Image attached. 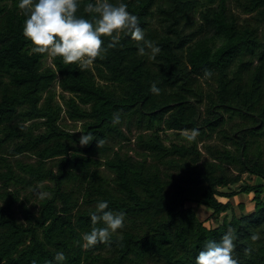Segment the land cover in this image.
I'll use <instances>...</instances> for the list:
<instances>
[{
  "label": "trees",
  "instance_id": "obj_1",
  "mask_svg": "<svg viewBox=\"0 0 264 264\" xmlns=\"http://www.w3.org/2000/svg\"><path fill=\"white\" fill-rule=\"evenodd\" d=\"M232 1L234 8L229 0H122L159 54L138 55L143 42L121 33L103 59L81 70L30 55L18 0H0V264H57V252L63 264H195L229 229L238 264H264V0ZM89 2L80 0L77 15L90 18ZM102 39L106 47L110 38ZM63 113L93 142L81 146L80 135L62 126ZM133 121L135 145L123 147ZM193 128L199 135L190 145H166L162 136ZM214 135L222 146H205V159L198 143ZM27 154L34 163L19 159ZM44 183L51 196L40 198ZM27 188L37 211L21 198ZM249 196L252 212L234 206ZM99 201L125 219L108 242L86 248L81 237ZM187 204L211 212L218 226L207 227Z\"/></svg>",
  "mask_w": 264,
  "mask_h": 264
},
{
  "label": "clouds",
  "instance_id": "obj_2",
  "mask_svg": "<svg viewBox=\"0 0 264 264\" xmlns=\"http://www.w3.org/2000/svg\"><path fill=\"white\" fill-rule=\"evenodd\" d=\"M80 0H18V9L26 19L22 34L29 41V54L59 57L65 65L76 64L81 70L87 69L94 61L103 59L108 49L116 46L121 33L130 36L133 41L143 42L137 46V54L148 56L155 60L160 48L155 42L145 39V32L139 26L138 17L128 11V5L122 0L112 3L110 0H95L89 2L85 11L91 14L90 18L77 15ZM110 38L106 47H103L102 38ZM212 72L205 69L204 76L211 77ZM150 91L159 94L160 89L155 83ZM111 123L115 126L120 123V116L114 114ZM199 129L190 130L187 140H195ZM91 133L81 134L79 144L87 146L93 142ZM99 147L103 140L95 141ZM40 198L47 193L38 192ZM109 209L107 201H99L95 211L90 214L93 227L89 232L83 233L81 239L83 247H91L99 243H106L111 236L118 234L125 219L123 211L114 212ZM100 224L102 226L97 227ZM236 236L229 229L222 238L210 241L205 250L200 251L195 258V264H238L233 256ZM252 241L259 239L257 235L251 236ZM63 252H57L54 260L57 264L65 261Z\"/></svg>",
  "mask_w": 264,
  "mask_h": 264
},
{
  "label": "rangeland",
  "instance_id": "obj_3",
  "mask_svg": "<svg viewBox=\"0 0 264 264\" xmlns=\"http://www.w3.org/2000/svg\"><path fill=\"white\" fill-rule=\"evenodd\" d=\"M229 3L231 5V7L234 8L233 1L229 0ZM156 17L157 16L154 17V23H155V24H153L154 27L157 26ZM44 63H45L46 67L52 66V61H51L50 58H47ZM212 85L215 86L214 83H212ZM203 87H204L205 91H207V92L213 91L211 89V87H209L207 84L206 85L204 84ZM56 90H57V95L60 96L62 94V90L60 89V87H56ZM65 95H66V97H69L68 94H65ZM58 100H59V98H58ZM59 102H60V100H59ZM202 111L205 114V106L202 108ZM235 122H238V120H235V121H232V122L229 121L227 123V125H226V129L229 130L232 127L233 123H235ZM33 124H34L33 122H29V123L25 124V126L26 127H30ZM61 124L68 131H70L72 133H76V134L81 136V134H82V123H80V122L75 123V122L69 120L65 113L62 114V122H61ZM123 129L128 134V136L130 137V139L132 141H131L130 144L123 142L121 144V146L124 145L123 147H125L127 145V147H130V148L134 147L136 136H138V133H139L138 129L135 127V122L133 121L132 124H131V132L128 131V129L126 128V125L124 126ZM41 130H43V129H41ZM39 132H40V130L36 129V133H39ZM184 135L188 136V135H190V132H185V133L182 134V136H178V135H176V134H174L172 132H167L166 134H163L162 136L165 139L167 138V140L165 141L166 145H170L172 143L190 145L191 141L187 140ZM108 145L109 146H115L114 149L116 151L119 150V148H120V145L116 144V142L111 141V140L108 142ZM207 145L222 146V142L218 139L217 135H214L212 138H205L203 141L199 142L198 143V149L203 153V156H204L205 159H209L208 155H206V153H205V146H207ZM12 147H13V144L9 147V149H11ZM126 151H127V148L122 150V152H124V153ZM132 155H134V153ZM19 159H21L24 162H32V163H34V161H35L34 157H31L29 154L19 156ZM53 165H54L53 163H48V167L49 168L50 167L52 168ZM101 171L112 182V180L114 179L115 176L113 174H111L109 171L104 170L103 168H102ZM46 185H52V184L51 183H44V184L39 185L37 187V189H36L37 193L38 192H43V193H47L46 196H51L49 194V192L47 191L46 187H45ZM21 198L25 199L27 201L30 200V202H27V205H28V207L30 209H32L34 211L35 210L37 211L39 209L38 202H37V195L36 194L33 195V189L27 188L26 190H23L22 193H21ZM251 199H252V197H250V196L249 197H237V198H235L232 201H233L234 206H237L239 203H245L247 205L246 213H250V212H252L254 210V203L252 202ZM81 203H83L82 200H81ZM0 204L3 205L2 202ZM187 207L196 208L195 210H197V212L201 215L202 220L206 221V226L207 227L215 228V227L218 226V223L216 222L215 217L211 216L212 213L209 212L208 210H205L203 208L198 209L193 204H187ZM13 210L15 212L17 220L23 222L24 219H23V216H22V214L20 213V211L18 209V205H14ZM208 218H209V220H207Z\"/></svg>",
  "mask_w": 264,
  "mask_h": 264
}]
</instances>
